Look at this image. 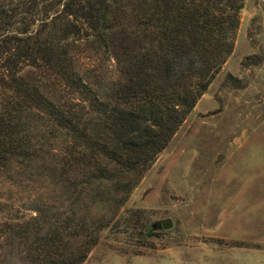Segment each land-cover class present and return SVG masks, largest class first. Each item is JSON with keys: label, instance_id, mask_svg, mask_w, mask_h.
Returning <instances> with one entry per match:
<instances>
[{"label": "trees", "instance_id": "obj_1", "mask_svg": "<svg viewBox=\"0 0 264 264\" xmlns=\"http://www.w3.org/2000/svg\"><path fill=\"white\" fill-rule=\"evenodd\" d=\"M242 4L0 0V175L33 193L28 214L0 202V264L85 259L231 52Z\"/></svg>", "mask_w": 264, "mask_h": 264}, {"label": "rangeland", "instance_id": "obj_2", "mask_svg": "<svg viewBox=\"0 0 264 264\" xmlns=\"http://www.w3.org/2000/svg\"><path fill=\"white\" fill-rule=\"evenodd\" d=\"M238 18L231 52L80 264H264V0ZM20 184L0 175L11 217L33 206Z\"/></svg>", "mask_w": 264, "mask_h": 264}, {"label": "water", "instance_id": "obj_3", "mask_svg": "<svg viewBox=\"0 0 264 264\" xmlns=\"http://www.w3.org/2000/svg\"><path fill=\"white\" fill-rule=\"evenodd\" d=\"M152 226H153L152 228H158V227L168 228L170 226V222L168 219H162L154 222Z\"/></svg>", "mask_w": 264, "mask_h": 264}]
</instances>
